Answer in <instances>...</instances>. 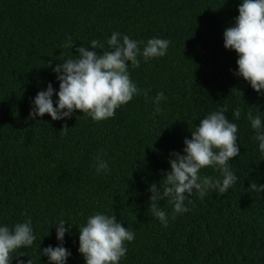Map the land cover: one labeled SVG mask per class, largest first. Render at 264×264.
<instances>
[{
    "label": "trees",
    "instance_id": "obj_1",
    "mask_svg": "<svg viewBox=\"0 0 264 264\" xmlns=\"http://www.w3.org/2000/svg\"><path fill=\"white\" fill-rule=\"evenodd\" d=\"M242 2L0 0V226L30 219L36 237L14 255L25 253L19 257L25 264L30 258L49 264L42 250L60 245L56 225L63 219L72 226L63 245L71 252L67 264H86L79 228L102 213L135 233L119 264H264V192L250 190L253 181L264 184V154L247 120L251 111L264 122V94L234 74L239 57L224 46ZM113 32L142 41L141 51L151 38L170 41L165 56L138 57L139 67L129 62L141 94L100 122L80 111L64 120L31 119L37 93L49 83L59 91L55 66L76 58L78 47L92 50L94 39L104 44L99 54L111 50ZM69 37L73 48L63 47ZM160 92L167 99L156 113ZM221 107L238 126L240 155L228 164L237 181L226 194L209 190L201 199L194 191L184 202L190 210L174 219V206L158 201L165 227L148 210V189L159 182L162 188L170 154H184L185 138ZM97 156L108 171L97 173ZM200 175L222 181L212 167Z\"/></svg>",
    "mask_w": 264,
    "mask_h": 264
},
{
    "label": "clouds",
    "instance_id": "obj_2",
    "mask_svg": "<svg viewBox=\"0 0 264 264\" xmlns=\"http://www.w3.org/2000/svg\"><path fill=\"white\" fill-rule=\"evenodd\" d=\"M239 15L234 26L224 31V46L234 50L238 55L237 76L243 77L257 92L264 94V0H243L238 8ZM142 41L131 39L128 35L121 38L120 32H113L107 40L111 50L99 54L95 49L104 48L98 40H92L90 46L76 49V58H69L56 65L53 71L59 81L58 93L51 83L46 90L37 93L30 111V118L51 116L52 120L71 118L77 111L100 122L115 116L116 110L141 94V89L131 80L129 62L132 67L140 66V59L145 62L167 54L170 41L161 38H151L141 51ZM71 37L64 44L65 48H73ZM48 67H52L51 61ZM143 94L147 97L148 92ZM58 99L54 101L53 96ZM167 97L163 92L154 99L157 105L155 112L161 109L159 104ZM56 105V106H54ZM226 107L209 113L200 120L199 125L191 131V138H185L183 153L170 154V171L163 177V185L151 184L148 191L150 196L149 209L167 227V214L160 207L158 201L167 199L174 206L173 219L176 214L186 213L188 209L184 202L195 191L201 199L209 190H217L219 194H226L236 181L237 176L229 169L231 160L240 155V145L237 140L238 126L229 121L225 115ZM155 114V113H154ZM239 119L241 112L234 111ZM78 118V117H77ZM247 120L254 130V139L258 142L259 151L264 154V122L259 114L247 113ZM65 124L61 131H66ZM97 173L108 171V163L96 157ZM212 167L222 173L221 179L201 176L200 171ZM250 190L264 192V184L251 183ZM191 203V201H189ZM61 219L58 221L57 239L59 246H48L42 250V255L48 257L49 264H67L71 252L64 247L66 232L72 226ZM135 233L129 231L115 215L109 216L96 213L88 217L86 225L79 228V252L86 264H119L127 253V242L133 241ZM36 237L31 220L16 223L14 228L7 225L0 226V264H25L19 257L25 253H17L19 249L31 247ZM27 264H33L32 259Z\"/></svg>",
    "mask_w": 264,
    "mask_h": 264
}]
</instances>
